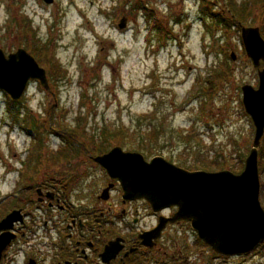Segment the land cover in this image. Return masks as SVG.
<instances>
[{
	"label": "rangeland",
	"instance_id": "374dc122",
	"mask_svg": "<svg viewBox=\"0 0 264 264\" xmlns=\"http://www.w3.org/2000/svg\"><path fill=\"white\" fill-rule=\"evenodd\" d=\"M235 1L238 7L252 2ZM206 8L231 16L224 0H0V50L7 57L26 44H45L42 57L34 59L45 69L48 86L31 80L15 101L0 91V197L12 187L5 171L20 172L28 160L34 161L25 166L29 173L71 171L67 158L74 164L77 154H98L101 146L145 160L161 156L188 171L216 172L214 163L223 158L227 171L240 159L244 163L254 127L241 88L256 89L258 79L240 29L262 30V9L255 7L224 30L214 27ZM52 56L63 78L57 88L49 83ZM212 72L225 77L209 86ZM91 164L79 166L77 176L97 179ZM258 173L264 209L259 153ZM196 246L195 264H264V244L239 257Z\"/></svg>",
	"mask_w": 264,
	"mask_h": 264
},
{
	"label": "flooded vegetation",
	"instance_id": "af4514ba",
	"mask_svg": "<svg viewBox=\"0 0 264 264\" xmlns=\"http://www.w3.org/2000/svg\"><path fill=\"white\" fill-rule=\"evenodd\" d=\"M107 151L77 154L74 164L67 158L73 169L51 175L29 173L33 160L5 171L13 180L0 197V264H195L190 224L170 221L175 207L155 211L144 199L124 198L120 182L94 161ZM84 162L97 179L77 176Z\"/></svg>",
	"mask_w": 264,
	"mask_h": 264
},
{
	"label": "water",
	"instance_id": "95a60500",
	"mask_svg": "<svg viewBox=\"0 0 264 264\" xmlns=\"http://www.w3.org/2000/svg\"><path fill=\"white\" fill-rule=\"evenodd\" d=\"M51 1L44 0L48 4ZM124 24L122 21L119 27ZM240 36L247 58L258 70V86L241 88L242 104L252 121L254 136L239 174L227 170L190 172L163 157L147 162L141 154L124 152L119 147L94 159L120 182L124 198L144 199L155 211L175 207L177 211L170 221L188 222L198 238L221 256L246 255L264 243L257 163L264 134V40L258 28H241ZM231 59L236 60L233 52ZM31 80L48 88L46 71L25 50L7 57L0 50V91L18 100Z\"/></svg>",
	"mask_w": 264,
	"mask_h": 264
},
{
	"label": "trees",
	"instance_id": "16d2710c",
	"mask_svg": "<svg viewBox=\"0 0 264 264\" xmlns=\"http://www.w3.org/2000/svg\"><path fill=\"white\" fill-rule=\"evenodd\" d=\"M225 4L228 8V12L230 13L231 16L227 15L226 13L224 14H213L212 13H208L209 10L206 8L204 9L206 12V15H210L209 18L213 21L214 23V27L215 28H223L224 30L231 28L232 26H236L238 25L241 21L242 18L241 16H248L249 13L251 12L252 9H254L255 7H261L262 9V16L264 19V0H252L251 3H246L243 4L242 7H238V5L236 4L235 0H224ZM140 9V7H139ZM138 9V10H139ZM205 14V13H204ZM231 23V24H230ZM260 33L261 36L264 38V27L262 28V30L260 29ZM39 39H35V43H38ZM36 45V44H35ZM39 45V44H38ZM25 50L29 51V53H31V55L36 58V59H40L42 57V52L46 50L45 44L44 45H39V47L37 46H33V47H29L27 44L25 45ZM49 59H51L49 57ZM49 61V60H48ZM50 70H49V80H50V85L54 88L58 87V83L63 79L60 76V65L58 62L55 61L54 56H52V59L50 60ZM57 72V73H56ZM219 73V74H218ZM212 72L211 75L209 76V81H208V85H211V81L212 80H217L219 78H224L225 74H220V72ZM231 73V71L229 70V74ZM229 76V75H228ZM206 90V88H204V91ZM79 120V118L77 119ZM77 131V130H76ZM81 136L83 135V133L78 132ZM77 133V134H78ZM103 134V133H102ZM189 137V136H188ZM188 137H185V139H189ZM68 141V138H66ZM264 143V141H263ZM83 149V148H82ZM84 150V149H83ZM85 151V150H84ZM103 152H105V149L103 148V146H101L98 150V154H102ZM151 152V151H150ZM97 153V152H96ZM144 153V151H143ZM86 155H90L92 154L90 151L86 152ZM260 160H261V156L264 154V149L262 148V150L260 149ZM61 159V157H60ZM225 158H223V161H217L215 162V168L214 169H207V170H211V171H221L224 170V166H225ZM243 160L240 159L238 162H235L233 164H230L228 167L230 168L231 171H233L234 173L240 172L243 169ZM261 164L263 165V163L261 162ZM224 165V166H223ZM262 170V169H261ZM264 186V184L262 183V187Z\"/></svg>",
	"mask_w": 264,
	"mask_h": 264
},
{
	"label": "bare ground",
	"instance_id": "6f19581e",
	"mask_svg": "<svg viewBox=\"0 0 264 264\" xmlns=\"http://www.w3.org/2000/svg\"><path fill=\"white\" fill-rule=\"evenodd\" d=\"M76 13V12H75Z\"/></svg>",
	"mask_w": 264,
	"mask_h": 264
}]
</instances>
